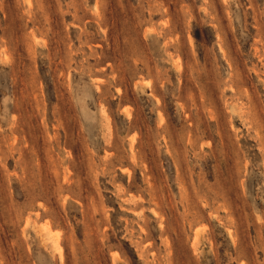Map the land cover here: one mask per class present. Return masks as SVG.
<instances>
[{
	"label": "rangeland",
	"instance_id": "obj_1",
	"mask_svg": "<svg viewBox=\"0 0 264 264\" xmlns=\"http://www.w3.org/2000/svg\"><path fill=\"white\" fill-rule=\"evenodd\" d=\"M0 264H264V0H0Z\"/></svg>",
	"mask_w": 264,
	"mask_h": 264
}]
</instances>
